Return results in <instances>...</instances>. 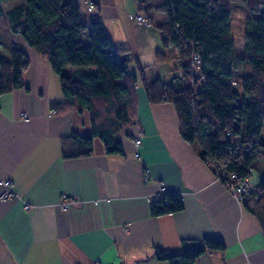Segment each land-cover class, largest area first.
<instances>
[{
  "label": "crops",
  "instance_id": "crops-1",
  "mask_svg": "<svg viewBox=\"0 0 264 264\" xmlns=\"http://www.w3.org/2000/svg\"><path fill=\"white\" fill-rule=\"evenodd\" d=\"M93 1L109 33L123 11L117 0ZM77 2L89 18L88 2ZM129 19L140 36L130 37L124 27L128 43L125 34H109L113 44L130 47V71L138 74V60L150 81L167 83L181 75L175 71L180 65L175 52L157 63L160 31L144 28L133 15ZM0 32V48L9 34L8 48L18 45L30 59L25 88L0 96V195L1 180H13L16 192L9 200L0 198V264H169L157 258L158 250L178 253L188 240L210 239L222 241L226 249L203 253L195 264H264L259 218L217 180L196 146L182 139L172 103H149L138 85L135 121L115 136L122 153L107 154L96 137L91 155L64 157L65 137L91 134L89 113L57 112L54 104L64 96L48 61L18 35ZM255 169L250 180L257 185L264 164ZM161 186L182 197L183 209L152 215ZM63 196L71 202L66 210Z\"/></svg>",
  "mask_w": 264,
  "mask_h": 264
},
{
  "label": "trees",
  "instance_id": "trees-1",
  "mask_svg": "<svg viewBox=\"0 0 264 264\" xmlns=\"http://www.w3.org/2000/svg\"><path fill=\"white\" fill-rule=\"evenodd\" d=\"M5 1L0 0V21ZM85 1L95 6L94 13L88 12L89 18L84 17L77 0H26L7 13L10 25L6 30L45 58L59 79L64 99L54 104L56 111L89 113L91 134L74 132L65 137L62 156L91 155L96 137L107 154L122 153L115 136L135 121L140 85L149 103L176 107L182 139L196 146L220 182L228 188L232 182L223 173L234 176V183L250 179L256 161L264 159V0H138L137 14L150 21L146 27L155 25L161 33L157 63L165 61L169 51L179 59L175 71L181 75L167 83L148 80L146 68L138 60V74L131 72L130 47L113 44L99 4ZM233 3L248 13L241 56L248 74L241 89L237 88ZM154 18L159 20L157 25ZM10 48L9 59L0 54V96L25 88L24 75L30 65L23 48ZM196 54L200 64L193 72L190 60ZM71 66L75 71L67 75ZM165 199L153 203V216L176 213L184 207L178 194H166ZM243 203L264 229V177ZM225 249L216 239L188 240L183 251L158 250L157 258L169 264H195L201 254H222Z\"/></svg>",
  "mask_w": 264,
  "mask_h": 264
},
{
  "label": "rangeland",
  "instance_id": "rangeland-1",
  "mask_svg": "<svg viewBox=\"0 0 264 264\" xmlns=\"http://www.w3.org/2000/svg\"><path fill=\"white\" fill-rule=\"evenodd\" d=\"M26 0H6L4 2V14L3 17L0 21V31H4L6 29V26L10 25V18L7 15V13L13 9L16 6H19L23 3H25ZM118 1V5H120L121 10L123 11L121 14V20L117 19V20H113L112 24L113 27L110 25L109 26V33H112L114 30V34H118L119 38H121V36H123L125 33H122V31L125 29L127 32H129L130 37H136V36H140L142 34L141 31L138 30V28L134 27V22L130 21V16H135L138 13V9L131 8L132 4H133V0H117ZM232 28H233V39H234V50H235V61H236V65H237V79L240 82L239 86H237L238 89L242 88V84H243V78H246L248 71L246 69V67L243 65L242 60H241V56L243 57V53H244V45H245V30H246V19L248 17V13L246 11L245 8L239 6L236 3H233L232 5ZM155 24L157 25V23L159 22V20L155 19ZM141 25V24H140ZM143 26V25H141ZM124 27V29H123ZM144 27V26H143ZM153 29L155 30L156 27L155 25L153 26ZM112 33V34H113ZM1 34V32H0ZM3 34V33H2ZM1 34V35H2ZM11 35L8 34V40L5 39L4 40V44L1 46L0 50H1V54L4 55L7 59L10 58L11 56V48H8V41H10ZM127 34H125L124 40L125 43L127 42ZM132 39V38H131ZM0 41H2V38H0ZM132 41V40H131ZM133 43V42H131ZM134 45V43H133ZM8 53V54H6ZM72 67V66H71ZM67 67L68 69H66V73L67 75H71L72 69H74L73 67ZM264 133V131H263ZM260 164H264V159L256 161V163L254 164V166L257 168L259 167ZM263 167V166H262ZM255 172V170H254ZM252 182H254V180H252ZM256 184V183H255Z\"/></svg>",
  "mask_w": 264,
  "mask_h": 264
},
{
  "label": "built area",
  "instance_id": "built-area-1",
  "mask_svg": "<svg viewBox=\"0 0 264 264\" xmlns=\"http://www.w3.org/2000/svg\"><path fill=\"white\" fill-rule=\"evenodd\" d=\"M87 12L89 13H94L95 12V6L94 3L92 1L88 2L87 4ZM135 21H137L139 24L143 25L144 27L146 26H150V21L147 17H145L143 14H136L135 16ZM190 63L193 64V72L196 71L198 67V65L200 64L199 62V56L193 55L191 57ZM135 142V146L138 148L141 144V141L139 139L134 140ZM137 154L135 155L136 157H139L140 154L139 152H136ZM146 180L150 179V174L148 172H146ZM222 176L224 178H226L227 180H232V182L230 183V187L228 188L230 192L233 193V196L235 197V199L239 202V203H243L244 201L247 200L248 196H250L253 192V190L255 189L256 184L254 182H252V180L248 179H242L241 181L235 182L234 183V176H231V174H226L223 173ZM218 181H220L219 179H217ZM1 185L3 186V192L0 195V198L2 200H9L11 199L14 195H15V191H14V182L13 180H1ZM166 194H169L168 191L166 190L165 186H161L158 190V192L156 193V200H160V199H165ZM66 196L62 197V201H61V208L65 209L69 207V205L71 204V202H69V199H65ZM165 203H168V200L165 199ZM26 209H29L30 206L26 205L25 206ZM91 264H97L96 262H93ZM115 264V263H113Z\"/></svg>",
  "mask_w": 264,
  "mask_h": 264
}]
</instances>
